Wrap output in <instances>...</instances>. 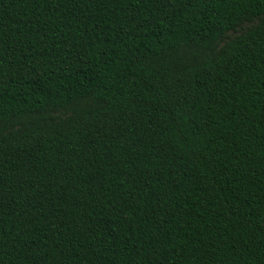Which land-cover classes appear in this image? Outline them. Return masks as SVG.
<instances>
[{
	"label": "trees",
	"instance_id": "16d2710c",
	"mask_svg": "<svg viewBox=\"0 0 264 264\" xmlns=\"http://www.w3.org/2000/svg\"><path fill=\"white\" fill-rule=\"evenodd\" d=\"M0 264H264V0H0Z\"/></svg>",
	"mask_w": 264,
	"mask_h": 264
}]
</instances>
